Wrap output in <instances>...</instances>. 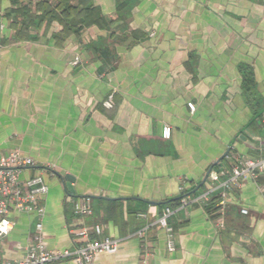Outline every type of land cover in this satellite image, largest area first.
Here are the masks:
<instances>
[{
    "label": "crops",
    "instance_id": "1",
    "mask_svg": "<svg viewBox=\"0 0 264 264\" xmlns=\"http://www.w3.org/2000/svg\"><path fill=\"white\" fill-rule=\"evenodd\" d=\"M263 110L264 0H0V156L32 158L21 180L49 187L46 250L99 225L122 242L94 264H264V175L234 188L222 215L214 203L173 213L172 250L154 224L211 170L264 156ZM69 198H90L92 213L75 216ZM10 217L0 255L15 260L37 216ZM145 227V241L134 236Z\"/></svg>",
    "mask_w": 264,
    "mask_h": 264
},
{
    "label": "built area",
    "instance_id": "2",
    "mask_svg": "<svg viewBox=\"0 0 264 264\" xmlns=\"http://www.w3.org/2000/svg\"><path fill=\"white\" fill-rule=\"evenodd\" d=\"M71 64L73 66L80 65L81 58L75 56ZM102 105L106 109L115 107L114 91L107 96ZM188 105L190 110L194 112L196 105L192 102ZM163 137H171L170 126L163 128ZM33 165L32 158L24 156L17 150L0 156V242L16 225L15 219L10 217L12 212L33 213L37 216L35 233L32 241L27 245L23 257L11 260L0 255V264H53L63 260H73L77 264H94L96 255L117 252L122 240L104 236L99 225L94 228V236L86 227L72 229L71 233L80 242L72 249L49 251L44 248L42 231L43 216L46 210L41 203V196L48 192L49 187L41 175H36L24 181L20 178V174ZM262 174H264V156L261 158H244L240 163L233 164L229 168L218 166L209 172L207 186L203 192L183 195L179 204L175 208L166 207L164 214L154 224H158L165 230L168 237V246L172 250L175 247V230L169 221V217L173 213L191 205L205 207L214 203L222 215L228 204L230 192L234 188H239L244 179L250 177L257 180ZM69 201H71L70 198ZM71 204L74 215L79 218H84L92 213L90 198L72 200ZM242 213L247 214L248 210L243 208ZM140 216L146 217L144 214ZM146 229V227L141 228L134 236L145 241Z\"/></svg>",
    "mask_w": 264,
    "mask_h": 264
},
{
    "label": "water",
    "instance_id": "3",
    "mask_svg": "<svg viewBox=\"0 0 264 264\" xmlns=\"http://www.w3.org/2000/svg\"><path fill=\"white\" fill-rule=\"evenodd\" d=\"M264 113V110L262 112H260L255 118H259L261 115H263ZM209 173H207L203 183L201 184V186L205 183V181L207 180V177H208ZM58 177L59 179L61 180V183L62 185L64 186L66 192L69 194V195H72L74 194V188L72 186V184L74 183V178L71 176V175H68V174H65V175H61V174H58Z\"/></svg>",
    "mask_w": 264,
    "mask_h": 264
},
{
    "label": "trees",
    "instance_id": "4",
    "mask_svg": "<svg viewBox=\"0 0 264 264\" xmlns=\"http://www.w3.org/2000/svg\"><path fill=\"white\" fill-rule=\"evenodd\" d=\"M246 78V84H245V86H246V92H247V95L249 96V98L251 97V93H250V91H251V88H250V86H249V81L250 80H248V78L247 77H245ZM260 112H257L256 114H255V117L259 114ZM262 175H264V174H262ZM180 201V200H179Z\"/></svg>",
    "mask_w": 264,
    "mask_h": 264
}]
</instances>
